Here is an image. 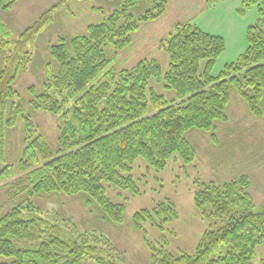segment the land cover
Segmentation results:
<instances>
[{"label": "trees", "instance_id": "16d2710c", "mask_svg": "<svg viewBox=\"0 0 264 264\" xmlns=\"http://www.w3.org/2000/svg\"><path fill=\"white\" fill-rule=\"evenodd\" d=\"M21 1L0 0V12L11 11ZM75 1L59 0L16 39L0 20V184L6 182V198L0 201V264H81L85 259L117 264L118 249L108 238L96 230L80 231L72 221L55 212L50 215L31 199L79 197L107 224L121 226L126 204L112 200L108 188L119 197L121 192L141 196L140 179L133 175L139 160L154 173L163 172L174 157L193 162L198 152L189 137L199 131L216 142V131L229 121L232 93L245 102L252 117L264 115V0H246L259 5L260 20L249 27L246 52L217 77L212 70L225 50L223 39L191 23L176 25L163 47L170 59L165 86L176 92L177 105H169L148 88L151 81L162 80L160 65L149 59L120 72L108 70L102 81L84 91L113 60L106 57L105 48L112 46L115 57L130 47L141 23L164 15L165 0H103L112 9L102 22L89 25L85 34L52 38L57 12L72 17L69 6ZM220 1L225 0H205L208 7ZM95 10L104 13L102 8ZM39 47L48 52V59L37 74L33 63ZM34 70L43 89L30 88L35 95L31 103L37 111L58 117L56 150L37 133L17 100L18 77ZM21 119L20 155L15 165L7 164L6 147ZM250 187L246 175L222 185L199 183L195 208L208 220H221L222 226L206 230L194 254L158 250L145 237L153 263L256 264L264 243V205L256 204ZM177 218L175 205L167 200L135 213L132 225L145 234L146 224L163 230ZM257 264H264V259Z\"/></svg>", "mask_w": 264, "mask_h": 264}, {"label": "rangeland", "instance_id": "374dc122", "mask_svg": "<svg viewBox=\"0 0 264 264\" xmlns=\"http://www.w3.org/2000/svg\"><path fill=\"white\" fill-rule=\"evenodd\" d=\"M59 0H23L16 4L11 11L0 12L2 19L11 30V39L33 23L45 10ZM166 12L160 18L141 23L139 30L133 36L130 47L119 51L114 57L112 46L105 48L107 58L111 63L89 85H97L103 80L104 73L115 69H131L143 59L156 61L162 70L160 82L151 81L148 88H153L159 95L165 97L169 105L180 103L176 92L166 88L165 74L169 71L170 59L166 49L167 39L175 32L180 23H191L199 30L219 36L223 39L225 50L217 60L212 75L217 77L227 65L233 64L246 52L248 48L249 27L260 20L259 5L247 4L246 0H225L213 7H208L205 0H165ZM108 2L103 0H76L71 3L69 10L73 16L57 12L55 31L64 37L85 34L89 25L100 23L111 11ZM95 8H102L99 13ZM55 40V39H54ZM56 41V40H55ZM33 44L30 49L33 50ZM35 53V51H34ZM34 68L37 74L42 68L41 62L48 59V52L39 47L34 55ZM205 66L202 62L201 67ZM33 68V67H31ZM36 71L20 74L15 89L17 100L23 104V115L31 119L36 125L38 134H43L53 150L58 144V117L51 112L37 111L31 103L35 95L30 88L41 92L43 85L41 76ZM83 93V92H82ZM150 90L148 91L149 96ZM149 98V97H148ZM149 114L154 110L149 108ZM264 110V108H263ZM229 121L216 131V142L211 135L196 131L189 140L197 148L198 155L191 163H184L174 157L167 168L161 173L148 172L146 165L139 160L134 166L133 175L140 179L141 196H132L128 192H115L108 188V196L126 204L125 222L114 227L107 224L98 215L91 212L79 197L39 195L31 201L39 208L48 212L58 213L72 221L80 231L96 230L108 238L118 249L119 256H115L117 264H154L153 251L145 243V237L155 248H165L171 253L180 250L194 254L202 234L206 230H218L222 226L221 220L206 219L194 205L195 192L199 183L214 182L222 185L225 182L248 176L251 181L249 192L258 206L264 205V115L262 118L252 117L243 100L232 93V100L227 108ZM22 119L18 129L11 133L7 152V164L15 165L21 151ZM6 182L0 184V201L4 202ZM171 201L178 212L174 219L163 230L146 224V233L137 232L132 225L135 213L143 209H153L158 203ZM6 210V207L4 208ZM211 207H207L210 213ZM224 249L223 253H226ZM264 259V243L258 248L256 264ZM108 260V259H106ZM81 264H98L95 259H85Z\"/></svg>", "mask_w": 264, "mask_h": 264}, {"label": "crops", "instance_id": "0c3cea01", "mask_svg": "<svg viewBox=\"0 0 264 264\" xmlns=\"http://www.w3.org/2000/svg\"><path fill=\"white\" fill-rule=\"evenodd\" d=\"M53 1V0H52Z\"/></svg>", "mask_w": 264, "mask_h": 264}]
</instances>
